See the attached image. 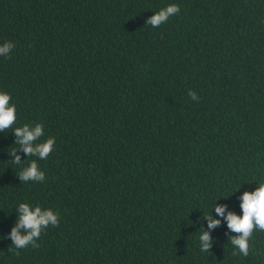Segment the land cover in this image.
<instances>
[{"label":"trees","instance_id":"trees-1","mask_svg":"<svg viewBox=\"0 0 264 264\" xmlns=\"http://www.w3.org/2000/svg\"><path fill=\"white\" fill-rule=\"evenodd\" d=\"M6 41L17 119L0 132V264H264V232L233 257L226 220L264 183V0H0ZM36 123L52 153L14 164V129ZM32 160L43 182L20 181ZM20 203L60 222L16 255Z\"/></svg>","mask_w":264,"mask_h":264},{"label":"clouds","instance_id":"clouds-1","mask_svg":"<svg viewBox=\"0 0 264 264\" xmlns=\"http://www.w3.org/2000/svg\"><path fill=\"white\" fill-rule=\"evenodd\" d=\"M179 12V5L174 3L169 4L165 8L155 12L154 15L146 20L145 24L159 27ZM14 47V43L6 41L0 45V56L8 57ZM188 96L195 101L200 99L192 90L188 91ZM11 99L12 97L9 93L0 91V132H4L16 123V106L10 104ZM13 132L17 138L14 143L19 145V149L9 152L13 156L12 162L14 164L21 163V157L17 155L18 150L22 149L27 157L34 156L39 160H45L54 149L55 137H49L45 141L38 143L44 135V126L41 123H36L34 127L24 124L22 127H16ZM18 177L23 182H43L45 180V172L40 169L37 160H32L18 174ZM240 199L242 215L229 212L226 220L228 228L237 234L229 238L234 248L238 249V251L234 250L231 255L233 257L238 255L248 257L251 248L250 241L253 238L254 232L257 230L264 232V183H259V186L252 192L245 191ZM215 212L223 216L225 206L215 207ZM17 213L19 217L18 222L9 234L13 242L12 245L15 246L16 255L20 254V249L27 248L29 245L33 248L39 247L36 241L49 225L53 227L59 226V212H54L52 209H43L39 204L33 207L28 203H20ZM205 218L208 221L209 228H214L220 224V220L214 219L211 213L205 215ZM21 229H23V232ZM200 233L201 251L209 252L211 237L207 232ZM9 250L11 251L12 249Z\"/></svg>","mask_w":264,"mask_h":264}]
</instances>
